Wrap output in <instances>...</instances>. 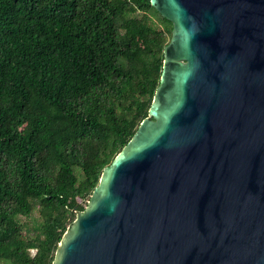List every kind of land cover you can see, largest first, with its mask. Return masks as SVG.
<instances>
[{
  "label": "water",
  "instance_id": "95a60500",
  "mask_svg": "<svg viewBox=\"0 0 264 264\" xmlns=\"http://www.w3.org/2000/svg\"><path fill=\"white\" fill-rule=\"evenodd\" d=\"M173 25L149 116L53 264H264V0H151Z\"/></svg>",
  "mask_w": 264,
  "mask_h": 264
},
{
  "label": "trees",
  "instance_id": "16d2710c",
  "mask_svg": "<svg viewBox=\"0 0 264 264\" xmlns=\"http://www.w3.org/2000/svg\"><path fill=\"white\" fill-rule=\"evenodd\" d=\"M173 29L151 0H0V264L54 263L149 116Z\"/></svg>",
  "mask_w": 264,
  "mask_h": 264
},
{
  "label": "rangeland",
  "instance_id": "374dc122",
  "mask_svg": "<svg viewBox=\"0 0 264 264\" xmlns=\"http://www.w3.org/2000/svg\"><path fill=\"white\" fill-rule=\"evenodd\" d=\"M89 204H90V201L88 202V205H87V207L89 206ZM35 252L33 251V254H34Z\"/></svg>",
  "mask_w": 264,
  "mask_h": 264
}]
</instances>
